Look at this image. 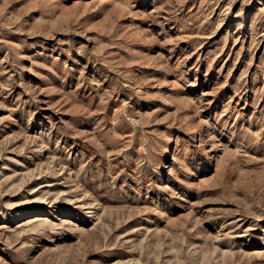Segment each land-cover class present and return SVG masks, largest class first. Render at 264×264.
Listing matches in <instances>:
<instances>
[{
  "label": "rangeland",
  "instance_id": "rangeland-1",
  "mask_svg": "<svg viewBox=\"0 0 264 264\" xmlns=\"http://www.w3.org/2000/svg\"><path fill=\"white\" fill-rule=\"evenodd\" d=\"M120 261L264 264V0H0V264Z\"/></svg>",
  "mask_w": 264,
  "mask_h": 264
},
{
  "label": "bare ground",
  "instance_id": "bare-ground-1",
  "mask_svg": "<svg viewBox=\"0 0 264 264\" xmlns=\"http://www.w3.org/2000/svg\"><path fill=\"white\" fill-rule=\"evenodd\" d=\"M125 262H126V261H125ZM119 263H120V264H126L127 262H126V263H124V262L120 261ZM128 263H129V261H128ZM130 264H133V263H132V262H130ZM137 264H138V262H137Z\"/></svg>",
  "mask_w": 264,
  "mask_h": 264
}]
</instances>
